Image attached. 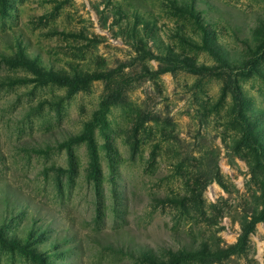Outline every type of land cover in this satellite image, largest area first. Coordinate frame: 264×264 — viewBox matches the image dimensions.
Returning <instances> with one entry per match:
<instances>
[{"label": "rangeland", "instance_id": "1", "mask_svg": "<svg viewBox=\"0 0 264 264\" xmlns=\"http://www.w3.org/2000/svg\"><path fill=\"white\" fill-rule=\"evenodd\" d=\"M264 264V0H0V264Z\"/></svg>", "mask_w": 264, "mask_h": 264}, {"label": "trees", "instance_id": "2", "mask_svg": "<svg viewBox=\"0 0 264 264\" xmlns=\"http://www.w3.org/2000/svg\"><path fill=\"white\" fill-rule=\"evenodd\" d=\"M157 264H173V263L172 262H170V263L160 262V263H157Z\"/></svg>", "mask_w": 264, "mask_h": 264}]
</instances>
